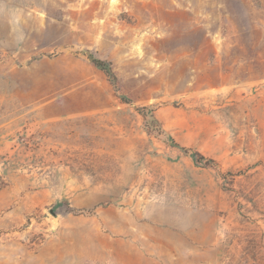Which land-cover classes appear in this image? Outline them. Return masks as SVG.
<instances>
[{
  "label": "rangeland",
  "instance_id": "rangeland-1",
  "mask_svg": "<svg viewBox=\"0 0 264 264\" xmlns=\"http://www.w3.org/2000/svg\"><path fill=\"white\" fill-rule=\"evenodd\" d=\"M0 264H264V0H0Z\"/></svg>",
  "mask_w": 264,
  "mask_h": 264
},
{
  "label": "trees",
  "instance_id": "trees-1",
  "mask_svg": "<svg viewBox=\"0 0 264 264\" xmlns=\"http://www.w3.org/2000/svg\"><path fill=\"white\" fill-rule=\"evenodd\" d=\"M92 63L102 69H105V65L103 63V61L98 60V59H92ZM146 109V108H145ZM142 110L143 112H141L142 116L144 117L145 121H144V125L145 127L149 130L151 129V123L156 121V118L153 116L152 110L150 109H146V110ZM161 132H164L163 130H160ZM181 149H183V151H187L186 148L181 147ZM194 156H195V161L196 162H203L204 165H209L210 163H214V160L211 158H207L204 155H202L199 152H194Z\"/></svg>",
  "mask_w": 264,
  "mask_h": 264
}]
</instances>
